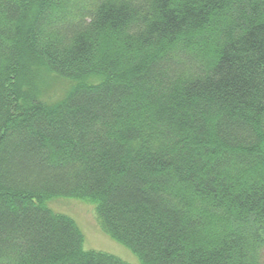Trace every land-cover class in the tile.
I'll return each instance as SVG.
<instances>
[{
    "label": "trees",
    "instance_id": "16d2710c",
    "mask_svg": "<svg viewBox=\"0 0 264 264\" xmlns=\"http://www.w3.org/2000/svg\"><path fill=\"white\" fill-rule=\"evenodd\" d=\"M0 264H264V0H0Z\"/></svg>",
    "mask_w": 264,
    "mask_h": 264
},
{
    "label": "rangeland",
    "instance_id": "374dc122",
    "mask_svg": "<svg viewBox=\"0 0 264 264\" xmlns=\"http://www.w3.org/2000/svg\"><path fill=\"white\" fill-rule=\"evenodd\" d=\"M52 211L71 218L83 236V249L104 252L122 261L134 262V257L122 245L111 240L98 226L94 205L74 199H56L49 202Z\"/></svg>",
    "mask_w": 264,
    "mask_h": 264
}]
</instances>
